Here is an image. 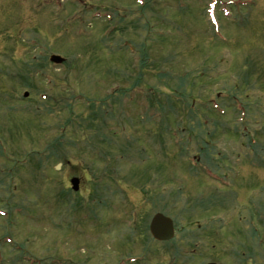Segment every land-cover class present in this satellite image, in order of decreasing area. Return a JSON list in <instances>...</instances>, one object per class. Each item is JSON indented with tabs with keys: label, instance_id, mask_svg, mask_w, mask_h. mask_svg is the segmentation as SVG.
I'll list each match as a JSON object with an SVG mask.
<instances>
[{
	"label": "rangeland",
	"instance_id": "obj_1",
	"mask_svg": "<svg viewBox=\"0 0 264 264\" xmlns=\"http://www.w3.org/2000/svg\"><path fill=\"white\" fill-rule=\"evenodd\" d=\"M207 262L264 264V0H0V264Z\"/></svg>",
	"mask_w": 264,
	"mask_h": 264
},
{
	"label": "water",
	"instance_id": "obj_2",
	"mask_svg": "<svg viewBox=\"0 0 264 264\" xmlns=\"http://www.w3.org/2000/svg\"><path fill=\"white\" fill-rule=\"evenodd\" d=\"M51 60L56 63H62L64 58L60 55H52ZM72 183L74 185V189H78L79 179L73 178ZM149 229L153 237L157 240H170L174 237L175 229H174V222L172 218L164 215L163 213H156L149 224ZM206 264H217L215 262H209Z\"/></svg>",
	"mask_w": 264,
	"mask_h": 264
},
{
	"label": "flooded vegetation",
	"instance_id": "obj_3",
	"mask_svg": "<svg viewBox=\"0 0 264 264\" xmlns=\"http://www.w3.org/2000/svg\"><path fill=\"white\" fill-rule=\"evenodd\" d=\"M224 188H226V189H233L235 187H224ZM238 188H241L240 191H242V190L245 191V193H246L245 199H246V202L249 205V209L251 210L250 212L252 213L256 209V207H257V196H256V191H255L256 188L255 187H238ZM240 191H239V193H240ZM235 192H237V191H235ZM256 214H257V212L255 210L252 213V215H254L256 217ZM254 216H252L250 218V220H252V222H253V217Z\"/></svg>",
	"mask_w": 264,
	"mask_h": 264
},
{
	"label": "trees",
	"instance_id": "obj_4",
	"mask_svg": "<svg viewBox=\"0 0 264 264\" xmlns=\"http://www.w3.org/2000/svg\"><path fill=\"white\" fill-rule=\"evenodd\" d=\"M95 113H96V111H95Z\"/></svg>",
	"mask_w": 264,
	"mask_h": 264
}]
</instances>
